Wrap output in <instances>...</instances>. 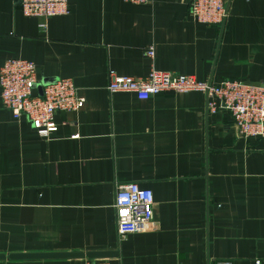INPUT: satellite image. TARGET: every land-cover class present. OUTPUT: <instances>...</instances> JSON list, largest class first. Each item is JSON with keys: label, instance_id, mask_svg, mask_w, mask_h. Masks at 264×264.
<instances>
[{"label": "crops", "instance_id": "1", "mask_svg": "<svg viewBox=\"0 0 264 264\" xmlns=\"http://www.w3.org/2000/svg\"><path fill=\"white\" fill-rule=\"evenodd\" d=\"M27 17L0 0V67L32 61L44 83L70 78L85 99L40 137L0 99V254L114 252L112 264H264V137L244 139L200 92L139 100L106 90L108 73L155 69L199 81L264 84V0H228L223 26L194 22L193 0H68ZM153 46L154 59L145 51ZM38 91V90H37ZM154 197L156 229L118 237L117 185ZM72 259L0 264H74Z\"/></svg>", "mask_w": 264, "mask_h": 264}, {"label": "built area", "instance_id": "2", "mask_svg": "<svg viewBox=\"0 0 264 264\" xmlns=\"http://www.w3.org/2000/svg\"><path fill=\"white\" fill-rule=\"evenodd\" d=\"M142 5L150 0H122ZM228 0H193L188 8L189 17L196 23L223 26L227 18ZM20 10L27 17L44 20L38 25L43 33L46 21L69 12L68 0H19ZM145 54L154 59L153 46ZM32 61L10 58L0 67V99L15 120L25 117L37 134L48 138L57 130L54 115L57 112H75L85 107V99L70 78L42 83ZM106 90L131 92L139 100L165 92H200L206 96V111L218 109L230 113L237 134L244 139L264 137V84H249L237 80L220 82L199 81L192 75L151 70L145 77L121 76L110 71ZM154 197L148 188L130 182L117 185L114 190L116 233L126 235L145 233L156 229L153 214ZM74 264H112L108 259H80Z\"/></svg>", "mask_w": 264, "mask_h": 264}, {"label": "water", "instance_id": "3", "mask_svg": "<svg viewBox=\"0 0 264 264\" xmlns=\"http://www.w3.org/2000/svg\"><path fill=\"white\" fill-rule=\"evenodd\" d=\"M42 83H39L37 86L39 94H41V86ZM116 253L114 252H32V253H13L9 255L0 254V260H4L6 258L10 260H50V259H72V260H80V259H107L115 257Z\"/></svg>", "mask_w": 264, "mask_h": 264}]
</instances>
